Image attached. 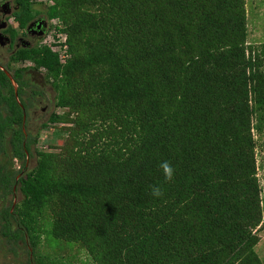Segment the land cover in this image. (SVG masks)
Returning a JSON list of instances; mask_svg holds the SVG:
<instances>
[{
	"label": "trees",
	"instance_id": "16d2710c",
	"mask_svg": "<svg viewBox=\"0 0 264 264\" xmlns=\"http://www.w3.org/2000/svg\"><path fill=\"white\" fill-rule=\"evenodd\" d=\"M12 1L22 29L36 3ZM44 14L70 56L36 43L17 59L52 78L49 121L68 122L69 145L60 163L38 150L8 241H34L47 208L49 234L92 264H263L251 117L264 121V76L246 55L244 0H53Z\"/></svg>",
	"mask_w": 264,
	"mask_h": 264
},
{
	"label": "flooded vegetation",
	"instance_id": "af4514ba",
	"mask_svg": "<svg viewBox=\"0 0 264 264\" xmlns=\"http://www.w3.org/2000/svg\"><path fill=\"white\" fill-rule=\"evenodd\" d=\"M18 9L19 5L12 0H0V258L6 259L3 264L20 262L22 242L12 238L8 241L6 225L10 231L21 232L22 221L16 211V202L21 198L17 200V195H23V179L36 165L39 132L50 123L55 108L53 99L50 110L49 101H44L49 90H54L52 78L46 79L41 68L31 69L30 60L17 59L18 49L33 47L50 25L49 20L38 13L20 29L13 16ZM7 101L17 102L14 112ZM30 255L31 264H35L31 251Z\"/></svg>",
	"mask_w": 264,
	"mask_h": 264
},
{
	"label": "rangeland",
	"instance_id": "374dc122",
	"mask_svg": "<svg viewBox=\"0 0 264 264\" xmlns=\"http://www.w3.org/2000/svg\"><path fill=\"white\" fill-rule=\"evenodd\" d=\"M34 8L38 10L39 14L45 15L44 12L47 6L38 3L34 5ZM244 12L246 28V55L251 57L253 61H256V63L260 65V71L264 76V0H244ZM48 94V99L44 97V101H49L48 108L50 110L53 107L51 100L53 99V101H55L56 92L55 90L50 89ZM59 110L60 109L54 108V114H58ZM251 122L252 135L254 139L256 175L260 186L259 195L262 208L261 221L255 228V232L258 237V242L255 245V251L264 264V121H260L258 115H254L251 117ZM36 123L37 122L35 120L32 122L34 126ZM67 123H48L47 127H44L39 132V150L53 153L62 152V157L57 158L58 163L62 162L60 159L66 156H63V154L65 153V149H68L69 145L68 140L70 135ZM255 124L259 127H256ZM57 130L61 131L55 134V131ZM64 168L65 167L62 169ZM20 198L21 200L16 202L18 210L22 209L20 202L23 199V195H21V193L17 195V200ZM9 201H12V198ZM47 222H50V224ZM51 223V210L49 211L46 208L42 216L38 217V223L34 225V241L32 240L31 242L28 240V244L22 243L21 245L19 264H31V262L29 263L31 258L30 251L33 254L32 256L35 264H92L84 250L79 245L54 238L51 233L49 234ZM4 260L6 259L0 258V261H2L1 264H3ZM7 262L9 263V261ZM7 262L5 264H8ZM13 264H18V262L16 261Z\"/></svg>",
	"mask_w": 264,
	"mask_h": 264
},
{
	"label": "built area",
	"instance_id": "2783aa9c",
	"mask_svg": "<svg viewBox=\"0 0 264 264\" xmlns=\"http://www.w3.org/2000/svg\"><path fill=\"white\" fill-rule=\"evenodd\" d=\"M35 1L44 2L46 4L53 3V0ZM67 39V33L64 30L62 21L58 19H52L51 26L46 31V33H44L40 42L42 45L48 47L52 52L56 53L61 62H64L70 56Z\"/></svg>",
	"mask_w": 264,
	"mask_h": 264
},
{
	"label": "clouds",
	"instance_id": "9594fccd",
	"mask_svg": "<svg viewBox=\"0 0 264 264\" xmlns=\"http://www.w3.org/2000/svg\"><path fill=\"white\" fill-rule=\"evenodd\" d=\"M34 3H36V4L41 3V4L45 5V6H49V5H52V4H53V3H52V4H46V3H44V2H37V1H35V0H34ZM49 23H50V25L48 26V28L45 30L44 33H46V31H47V30L49 29V27L51 26V20H49ZM62 23H63V22H62ZM63 25H64V24H63ZM44 33L40 36V39L37 41V43L41 44L40 40L42 39ZM67 37H68V35H67ZM41 45H42V44H41ZM159 167H160V169L162 170V173H163V175H164V177H165L166 180H171V179L173 178V171H174V168H173V166L170 164L169 161H167V160H163V161H161ZM151 191H152V195L155 196V197H159V196L162 195L161 188H160L159 186H156V185L152 186Z\"/></svg>",
	"mask_w": 264,
	"mask_h": 264
},
{
	"label": "water",
	"instance_id": "95a60500",
	"mask_svg": "<svg viewBox=\"0 0 264 264\" xmlns=\"http://www.w3.org/2000/svg\"><path fill=\"white\" fill-rule=\"evenodd\" d=\"M4 6H6V4H4ZM41 23H42V21H41V22H39L38 26H41Z\"/></svg>",
	"mask_w": 264,
	"mask_h": 264
}]
</instances>
